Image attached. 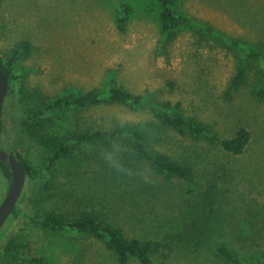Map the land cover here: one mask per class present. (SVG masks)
Segmentation results:
<instances>
[{"label": "rangeland", "instance_id": "rangeland-1", "mask_svg": "<svg viewBox=\"0 0 264 264\" xmlns=\"http://www.w3.org/2000/svg\"><path fill=\"white\" fill-rule=\"evenodd\" d=\"M123 1L0 0V56L5 58L20 40L31 43L29 56L15 66L19 79L11 87L16 93L7 95L2 105L0 147L24 155L41 174L48 151L32 135L31 121L25 122L24 115L34 105L70 91L115 84L143 96L145 103L139 108L102 104L65 110L53 117L50 128L139 127L155 150L192 165L194 178L166 181L151 167L132 161L122 167L125 173L118 175L116 186L102 171H114L105 159L109 148L83 144L57 172L52 170L47 192L36 193V185L25 184L24 205L32 213L55 208L68 215L83 209L114 214L127 236L175 244L169 257L156 254L154 264H229L215 251L221 243L243 264H264V99L251 93L258 76L250 74L247 84L228 97L226 87L244 50L231 49L200 27L209 25L264 54V0H176L194 23L172 40L161 31L157 0H127L132 12L120 29ZM154 103H168L172 112L212 125L223 138L245 126L250 143L242 154L231 155L182 135L159 123ZM211 181L218 187L212 234L203 244H187L176 232L196 194L189 191H203ZM8 187L0 177V202ZM8 220L0 229V246L16 241L25 258L42 256L45 264H121L105 242L92 235L53 231L25 218Z\"/></svg>", "mask_w": 264, "mask_h": 264}, {"label": "trees", "instance_id": "trees-1", "mask_svg": "<svg viewBox=\"0 0 264 264\" xmlns=\"http://www.w3.org/2000/svg\"><path fill=\"white\" fill-rule=\"evenodd\" d=\"M157 2L160 8L161 31L169 40H172L183 27L194 23L190 17L178 9L176 0H157ZM120 12L121 24L119 28L123 29L132 12L131 5L127 0L122 2ZM200 27L206 34H212L224 41L231 49L244 50L245 57L238 62L235 72L226 87L225 93L227 96L233 98L232 94L245 86L250 74L254 73L258 77L254 79L251 93L264 99V54L245 44L228 39L209 25L201 24ZM30 52V41L23 39L15 43L5 55V58L0 56V66L5 71L9 81L7 95L16 93V90L11 87V84L19 79L15 66L20 60L29 56ZM144 103L143 96L135 95L115 84H107L102 89L93 88L80 93L70 91L55 97L47 103L34 105L30 112L24 115V120L25 122L31 121L32 135L42 147L47 149L48 162L45 170L41 174H36L37 171L28 163L24 155L15 150L11 151L19 158L26 171V184L30 182L36 185V193L44 194L47 192L53 183L52 170L57 172L59 170L57 166L71 159L76 147L83 144L95 146L104 144L109 148L107 154L112 152L118 157L125 156V158L120 157L123 169L128 167L132 161H139V163L151 167L155 174L166 181H171L173 178L185 181L193 180L194 169L192 165L167 153L155 150L148 141L145 131L139 127L121 124L111 129H84L79 131H56L55 128H50L54 127L53 117L65 110L79 111L102 104H122L139 108ZM152 109L155 118L162 125L170 127L182 135H188L196 140H204L209 144L217 145L222 151L231 155L242 154L251 140V132L245 126H238L231 136L223 138L219 136L212 125L181 112H172L168 103H154ZM1 113L2 107L0 108V134L3 127ZM108 170L102 169L106 176L108 174L112 176V180L115 182L114 185L117 186L118 175H123L125 172H118L115 169L113 171L111 168ZM11 176L10 165L0 160V177L2 181L9 183ZM217 188V185L211 181L203 191H189L196 194L183 211V221L177 225L180 232H176V234L182 236L181 239L185 243L200 245L212 234L214 209L217 203ZM1 196L2 193H0ZM24 201L25 199H21L15 205L9 217V222L17 218H25L32 224L53 231L92 235L98 240H103L107 248L116 254L121 264H128L131 260H136L139 264H154L156 254L162 253L166 258L175 248V244L168 240L127 236L120 220L114 217V214L109 215L93 209H83L68 215L55 208L32 213L26 208ZM19 246L20 243L16 241H9L8 244L0 246V260H3L1 264H8L7 262L11 261L45 264V259L42 256L25 258L20 254ZM214 247L216 253L229 264H243L242 259L226 243L216 244Z\"/></svg>", "mask_w": 264, "mask_h": 264}, {"label": "water", "instance_id": "water-1", "mask_svg": "<svg viewBox=\"0 0 264 264\" xmlns=\"http://www.w3.org/2000/svg\"><path fill=\"white\" fill-rule=\"evenodd\" d=\"M9 90V81L5 71L0 66V108ZM0 160L9 164L12 170L9 187L0 202V229L10 217L15 205L24 199L23 190L26 184V171L19 158L0 147Z\"/></svg>", "mask_w": 264, "mask_h": 264}, {"label": "clouds", "instance_id": "clouds-1", "mask_svg": "<svg viewBox=\"0 0 264 264\" xmlns=\"http://www.w3.org/2000/svg\"><path fill=\"white\" fill-rule=\"evenodd\" d=\"M106 162L112 167L114 168L116 171H121L122 170V163L120 160V157H118L116 154L109 152L106 156H105Z\"/></svg>", "mask_w": 264, "mask_h": 264}]
</instances>
